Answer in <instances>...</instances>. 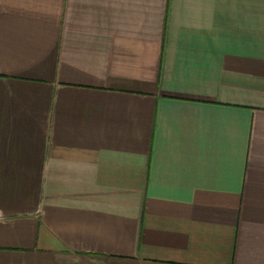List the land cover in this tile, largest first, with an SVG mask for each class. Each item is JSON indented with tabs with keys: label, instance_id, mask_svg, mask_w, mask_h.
<instances>
[{
	"label": "crops",
	"instance_id": "crops-1",
	"mask_svg": "<svg viewBox=\"0 0 264 264\" xmlns=\"http://www.w3.org/2000/svg\"><path fill=\"white\" fill-rule=\"evenodd\" d=\"M0 264H264V0H0Z\"/></svg>",
	"mask_w": 264,
	"mask_h": 264
}]
</instances>
